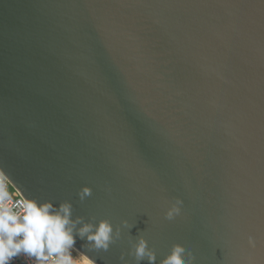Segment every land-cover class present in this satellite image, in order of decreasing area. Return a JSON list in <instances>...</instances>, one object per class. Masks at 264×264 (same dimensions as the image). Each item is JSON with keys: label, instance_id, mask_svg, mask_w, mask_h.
Returning a JSON list of instances; mask_svg holds the SVG:
<instances>
[{"label": "water", "instance_id": "obj_1", "mask_svg": "<svg viewBox=\"0 0 264 264\" xmlns=\"http://www.w3.org/2000/svg\"><path fill=\"white\" fill-rule=\"evenodd\" d=\"M0 172L133 223L97 264L141 232L157 264H264V0H0Z\"/></svg>", "mask_w": 264, "mask_h": 264}, {"label": "clouds", "instance_id": "obj_2", "mask_svg": "<svg viewBox=\"0 0 264 264\" xmlns=\"http://www.w3.org/2000/svg\"><path fill=\"white\" fill-rule=\"evenodd\" d=\"M91 194L88 186L77 193L81 202ZM16 196L13 199L0 179V264H13L21 255L33 264H97V257L103 258H90L89 253H107L121 238L122 231L134 226L128 219L114 226L108 218L74 215L73 203L68 199L56 202L19 193ZM183 203L179 197L170 202L163 213L164 219L171 221L181 215ZM142 233L135 239L129 235L130 247L127 252H121V264H140L144 260L157 264V250ZM77 240L84 241L79 249L75 247ZM258 243L264 244V241L251 235L247 237L249 249L255 251ZM73 250L77 251V256L73 255ZM159 264H196V257L182 244L173 243L167 254L160 257ZM247 264L257 262L249 257Z\"/></svg>", "mask_w": 264, "mask_h": 264}, {"label": "built area", "instance_id": "obj_3", "mask_svg": "<svg viewBox=\"0 0 264 264\" xmlns=\"http://www.w3.org/2000/svg\"><path fill=\"white\" fill-rule=\"evenodd\" d=\"M0 179L3 180V183L6 186L7 191L13 195V199H16L17 196L16 194L19 193L16 190H14L10 184V182L7 180V178L0 172ZM11 190H13L11 192ZM20 194V193H19ZM13 264H33V261L29 260L28 258L24 257L23 255H21L20 257L16 258L13 261Z\"/></svg>", "mask_w": 264, "mask_h": 264}, {"label": "rangeland", "instance_id": "obj_4", "mask_svg": "<svg viewBox=\"0 0 264 264\" xmlns=\"http://www.w3.org/2000/svg\"><path fill=\"white\" fill-rule=\"evenodd\" d=\"M13 190H11V192H12ZM73 255L74 256H77L78 254L75 252V251H73Z\"/></svg>", "mask_w": 264, "mask_h": 264}, {"label": "bare ground", "instance_id": "obj_5", "mask_svg": "<svg viewBox=\"0 0 264 264\" xmlns=\"http://www.w3.org/2000/svg\"><path fill=\"white\" fill-rule=\"evenodd\" d=\"M73 251H75L76 253H77V251L76 250H73ZM78 254V253H77Z\"/></svg>", "mask_w": 264, "mask_h": 264}]
</instances>
